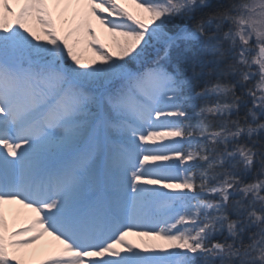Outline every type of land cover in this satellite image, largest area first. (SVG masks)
<instances>
[{
  "label": "snow or ice",
  "instance_id": "snow-or-ice-1",
  "mask_svg": "<svg viewBox=\"0 0 264 264\" xmlns=\"http://www.w3.org/2000/svg\"><path fill=\"white\" fill-rule=\"evenodd\" d=\"M0 264H264V0H0Z\"/></svg>",
  "mask_w": 264,
  "mask_h": 264
},
{
  "label": "rangeland",
  "instance_id": "rangeland-1",
  "mask_svg": "<svg viewBox=\"0 0 264 264\" xmlns=\"http://www.w3.org/2000/svg\"><path fill=\"white\" fill-rule=\"evenodd\" d=\"M127 7H129V10L132 11L134 14H136L138 12V10L135 8L134 5H127ZM31 27H33L34 29L38 30V26L35 25V23H31L30 25ZM93 26L97 28V35L99 36V38L101 39V41L107 45H109L110 50L115 48V40L119 39L118 37H114L113 34L108 33L107 31L101 29L95 21H93ZM86 39L84 38V42L81 43L78 48L77 51L79 52V54L81 55L83 52V54H86V59H84L85 61L88 60L89 55H93L94 60H89L90 62H94L97 61L99 58L95 55V53L93 52L92 49L87 47V43H86ZM90 53V54H89ZM23 258V257H22Z\"/></svg>",
  "mask_w": 264,
  "mask_h": 264
},
{
  "label": "bare ground",
  "instance_id": "bare-ground-1",
  "mask_svg": "<svg viewBox=\"0 0 264 264\" xmlns=\"http://www.w3.org/2000/svg\"><path fill=\"white\" fill-rule=\"evenodd\" d=\"M14 207H15V206H13V207L10 206V208H14ZM130 238L133 239V240H139L138 237H130ZM48 239H50V238H46V240H48ZM53 243H55V242H53ZM56 246H57V245H56ZM46 252H47V250H44V253H46ZM44 253H43V254H44ZM43 254L40 252V253H38L35 257H28V259H33V260H35V261H38V259L44 257Z\"/></svg>",
  "mask_w": 264,
  "mask_h": 264
}]
</instances>
